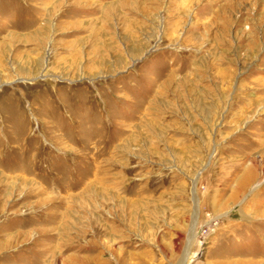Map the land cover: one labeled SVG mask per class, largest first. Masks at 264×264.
I'll use <instances>...</instances> for the list:
<instances>
[{"label": "rangeland", "instance_id": "374dc122", "mask_svg": "<svg viewBox=\"0 0 264 264\" xmlns=\"http://www.w3.org/2000/svg\"><path fill=\"white\" fill-rule=\"evenodd\" d=\"M0 264H264V0H0Z\"/></svg>", "mask_w": 264, "mask_h": 264}]
</instances>
